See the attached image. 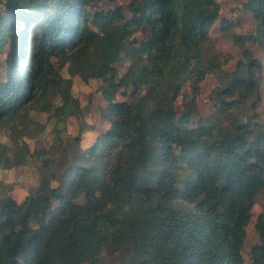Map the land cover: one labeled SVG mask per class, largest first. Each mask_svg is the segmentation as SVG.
I'll list each match as a JSON object with an SVG mask.
<instances>
[{"label": "trees", "instance_id": "trees-1", "mask_svg": "<svg viewBox=\"0 0 264 264\" xmlns=\"http://www.w3.org/2000/svg\"><path fill=\"white\" fill-rule=\"evenodd\" d=\"M0 0V169L25 165L32 114L46 115L50 158L39 169L36 193L17 201L0 184V264H264V203L253 228L258 236L242 254L257 194L264 190V122L257 107L264 63V0H244L254 30L229 35L242 59L217 72L209 95L214 112L191 119L175 102L185 84L197 94L219 69L209 27L215 0ZM115 18L119 41L87 19ZM140 44L153 83L123 84L120 52ZM214 49V50H213ZM73 76L97 80L109 126L91 144L94 127L72 94ZM129 99L119 100L118 94ZM62 117V118H61ZM78 119V132L67 119ZM44 130V128H43ZM42 130V132H43Z\"/></svg>", "mask_w": 264, "mask_h": 264}, {"label": "rangeland", "instance_id": "rangeland-1", "mask_svg": "<svg viewBox=\"0 0 264 264\" xmlns=\"http://www.w3.org/2000/svg\"><path fill=\"white\" fill-rule=\"evenodd\" d=\"M22 3L24 0H16ZM131 0H114L113 5H121L127 9ZM219 4L218 16L213 24L209 27V35L214 43V49L219 53V69L215 72L207 74L200 84V90L197 94L191 91L188 84H185L181 95L175 102L176 115L179 118L183 114L184 106L191 110V119L193 121L199 118H207L215 110L213 103L209 98L213 88L216 86L217 72L221 70L232 71L238 60L242 59V50L235 44L232 37L229 35V26L223 20L234 22V32L240 35H247L254 30L255 21L250 12L242 9L244 0H215ZM107 7L103 5H93L88 12L87 19L92 28L100 31L108 38L112 50L119 41L116 32L115 24L117 19L98 17L96 10H102ZM150 29L143 25L136 33L138 45L124 48L115 62L118 69L120 80L123 84L139 81L143 85L153 83L154 77L150 71L146 69L145 57L141 52L140 44L148 37ZM247 48L254 56L259 58L264 63V54L262 50L252 42H247ZM213 49V50H214ZM72 94L80 100L85 112V118L94 129L84 130L81 132V146L87 147L94 140L99 131L106 129L109 123L104 119L105 101L101 99L98 91V81L91 80L90 83H84L78 76H73ZM260 94L261 101L257 107L259 113V121L264 122V72L260 79ZM121 99H129L128 95L118 94ZM102 104V106L100 105ZM33 121L31 123L30 133L25 137L32 155L28 157L25 165H20L15 168L0 169V184L3 185L6 193L12 195L17 201H21L28 193H36L39 187V169L47 165L50 154L49 141V124L46 121V115L40 116L39 112L35 111L32 114ZM62 118V117H61ZM44 128V130H43ZM67 129L70 133L78 132V119L69 117L67 119ZM43 130V132H42ZM0 140L6 141L3 134H0ZM52 150V149H51ZM53 151V150H52ZM264 203V190L260 191L252 206V218L246 227V237L242 247V254L247 261L248 251L250 247L258 241V236L254 231L253 224L256 215L261 211ZM87 264V263H85ZM107 264H120V258L117 254H112L107 257Z\"/></svg>", "mask_w": 264, "mask_h": 264}]
</instances>
